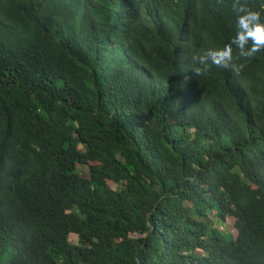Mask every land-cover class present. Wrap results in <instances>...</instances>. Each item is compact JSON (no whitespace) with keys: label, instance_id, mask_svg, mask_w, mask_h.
Listing matches in <instances>:
<instances>
[{"label":"trees","instance_id":"obj_1","mask_svg":"<svg viewBox=\"0 0 264 264\" xmlns=\"http://www.w3.org/2000/svg\"><path fill=\"white\" fill-rule=\"evenodd\" d=\"M247 11L264 0H0V264H264Z\"/></svg>","mask_w":264,"mask_h":264},{"label":"clouds","instance_id":"obj_2","mask_svg":"<svg viewBox=\"0 0 264 264\" xmlns=\"http://www.w3.org/2000/svg\"><path fill=\"white\" fill-rule=\"evenodd\" d=\"M239 22L242 26V31L239 34V55L243 57H252L262 47H264V21L261 20L259 12L247 11L246 14L239 18ZM251 40V46L247 51L243 50V45L247 41ZM211 61L213 64L221 65L225 59H232V49L225 48L210 53ZM243 65L236 66L234 71L238 72ZM209 70L208 66L195 69L196 75H203Z\"/></svg>","mask_w":264,"mask_h":264},{"label":"rangeland","instance_id":"obj_3","mask_svg":"<svg viewBox=\"0 0 264 264\" xmlns=\"http://www.w3.org/2000/svg\"><path fill=\"white\" fill-rule=\"evenodd\" d=\"M78 169L83 175L88 174V167L86 165H80ZM113 185L115 188L118 187V185L116 184H113ZM220 226L224 231H227L231 233L232 235H236L238 232L237 228L235 227V219L233 217H228L227 220ZM70 239L72 242L77 243L79 238L77 234L72 233L70 235Z\"/></svg>","mask_w":264,"mask_h":264}]
</instances>
